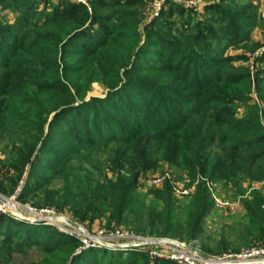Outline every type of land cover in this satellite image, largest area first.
I'll return each mask as SVG.
<instances>
[{
	"label": "trees",
	"instance_id": "1",
	"mask_svg": "<svg viewBox=\"0 0 264 264\" xmlns=\"http://www.w3.org/2000/svg\"><path fill=\"white\" fill-rule=\"evenodd\" d=\"M31 1L0 0V11L13 17L11 23L0 21V71L6 70L14 58L26 57L20 56L16 47L32 58L39 51L16 42L18 34L38 28ZM138 2L132 0L127 6ZM91 6V15L74 4L55 8L43 21L44 27L53 29L52 38L47 39L53 52L47 54L46 62L36 60L35 66L27 62L21 68L38 79L31 85L39 94H51L53 107L48 114L37 116L29 129L19 130L22 136L17 141L23 154L30 155L25 159L30 170L17 201L53 208L79 223L103 222L106 229L128 228L140 238L174 239L185 244L199 241L202 222L211 206L203 185L198 184L182 205L168 182L161 189L141 194L138 180L164 162L176 166L191 182L197 177L207 178L223 186L232 185L239 192L237 175L227 165L242 159H218L215 152L204 147L209 142L207 134L216 137L211 121L202 122L195 133L185 130L193 129L194 119L203 114L198 108L204 96L203 83L206 75L219 70L220 55L204 52L193 58L188 51L180 52L174 40L160 34L166 33L160 24L144 28L142 39L137 23L125 22L123 14L101 15L99 9L105 7L101 0L92 1ZM121 27H127L126 32ZM142 40L143 47L139 46ZM203 40V35L194 34V44ZM229 42L234 41L230 38ZM60 44L61 50L54 53ZM151 57L162 64L147 60ZM165 61L174 63L175 68L165 66ZM44 71H50L48 76ZM242 78L239 74L230 81L239 83ZM101 81L106 88L104 97L88 99L90 86ZM220 123L230 126L228 122ZM219 137L218 143H230L236 149L264 141L260 134L246 140L228 139L222 134ZM257 148L252 146L256 153ZM14 183L9 180L6 185L0 184V196L9 193ZM256 211L246 208L247 227L258 229L250 233L244 228V236L234 234L237 244L245 241L251 245L248 238L255 234L257 239L264 232V216ZM256 213L262 217L257 225ZM234 245L222 239L213 248L200 245L199 249L204 256H215L238 252L240 247ZM31 248L44 254L45 264H173L151 261L138 250L123 254L101 247L84 249L78 239L54 227L29 226L0 214V253ZM0 264L7 263L0 259Z\"/></svg>",
	"mask_w": 264,
	"mask_h": 264
},
{
	"label": "rangeland",
	"instance_id": "2",
	"mask_svg": "<svg viewBox=\"0 0 264 264\" xmlns=\"http://www.w3.org/2000/svg\"><path fill=\"white\" fill-rule=\"evenodd\" d=\"M92 1L96 0H91V3ZM130 1L132 0H101V4H105V7L100 8L99 13L101 15L111 14L112 17L123 14L125 22L130 20L137 23V32L142 39L145 35L144 28L160 24L162 30L166 31V33L160 34H165L166 38L174 40L176 46H179L178 50L180 52L187 54L188 51L193 55V58L201 57L204 52L211 56L213 54L217 57L220 55L218 60L222 62L219 65V70L206 75L207 80L203 83L204 96L198 105L203 114L194 119L193 129L188 127L185 130L195 133L202 122L211 121L217 138L210 136V133L207 134L209 142L205 143L204 147L210 152H215L218 159H228L229 156L242 159V161L227 165L233 174L237 175L239 192L233 189L232 185L223 186V184L209 181L207 178L197 177L195 181L191 182L186 178L185 173L179 172L176 166L159 162L140 176L138 180L139 193L146 194L150 190L161 189L162 185L168 182L178 204L184 205L194 193V188L201 184L211 201L210 209L201 226L203 230L202 239L188 244L180 243L174 239L167 240L174 241L187 248L190 247L198 252H200V245L213 248L222 239L229 241L231 244L235 243L234 246L240 247L238 252L230 253L228 251L215 256H207L213 259L238 256L250 249L262 246L264 232L257 239H254V237L256 238L255 234H253V237L248 238L251 245H247L248 243L245 241L242 242L243 244H240L241 241L237 244L233 235L240 233L244 236V228L249 229L250 233L254 232L252 230L258 229L257 226L247 227L246 208L256 209V212H260L264 216V141L250 143L248 147L240 149H236L230 143L220 144L218 142L221 139L220 134L227 136L228 139L246 140L250 136H257L258 134L264 138V0H166L155 17L152 16L151 7L148 3L150 0H138V5L129 7L127 4ZM31 2L36 13L34 22L38 28L26 29L18 34L16 42L20 41L23 46L32 47L33 50L38 49L39 51L32 58L29 53L23 52L19 48L20 46L19 49L16 47L17 50H15L18 54L20 56L24 54L26 57L24 59L14 58L6 70L0 71V184L6 185L9 180L15 182L14 186L8 190L9 193L3 198L7 199L13 207L18 205L22 208H31L37 211H52L56 217L64 218L83 228L90 237H97L100 233L104 236L117 231L132 233L130 229L123 227L106 229L103 222L79 223L67 214H61L53 208L36 207L32 202L24 200L17 201L15 192L21 185L24 186L30 170L29 162H25V159L30 155L23 154V149L17 141V138L21 139L22 136L19 130L29 129L28 127L36 122L37 116H42L43 113L48 114L53 107V103L49 99L51 94L48 92L39 94L35 87L31 85V82H38V79L31 73H24L21 68L27 62H31L32 66H35L36 60L46 62L47 54L53 52V48L47 45V39L52 38L51 32L53 29L44 27L43 21L52 14L55 8L65 4L61 0H32ZM162 13L163 16L158 19ZM12 20L13 17L10 13L0 11V21L11 23ZM126 30L127 27L125 29L121 27L122 32H126ZM194 34L203 35V42L194 44ZM230 38L234 41L231 44L229 42ZM143 44H145L144 40L139 46L143 47ZM60 50L61 44L55 48L54 53H59ZM155 52L159 53L160 51L155 49ZM151 58L147 60L152 61L153 64H162L157 58ZM165 62H167L165 66L175 68L174 63ZM56 64H59V60ZM49 72L44 71L43 73L48 76ZM239 74L243 76L242 80L239 83H232L230 81L232 80L231 77ZM103 83L104 81H101L90 86L88 99L104 97L106 88ZM44 84H47V82ZM51 117L52 115L46 117L47 121L43 126L44 133ZM220 122H228L227 124H230V126L224 127ZM232 126L240 127L243 131L233 129ZM246 130L249 131L243 133ZM211 140L213 143L210 142ZM252 146L258 147L256 149L257 153L252 150ZM108 177L111 179L110 175ZM181 189L190 190V193L186 196H180L177 192ZM148 201L149 198L146 202L148 203ZM4 207V209L1 208L0 214L12 217L13 215L10 214L9 209L6 206ZM21 213L24 212L21 211ZM261 220V215L256 213L254 219L256 225ZM17 221L24 222L20 219H17ZM24 223L29 226L39 225L37 223ZM51 227L67 236H70V232H77L62 222H57L55 226ZM78 234V240H84V236ZM142 239L163 240L155 238ZM85 242L89 243V241ZM89 246L93 247L91 243ZM132 250L134 249L111 251H120L127 254L133 252ZM152 250L157 254H162L160 249L153 248ZM0 259L7 264H45L46 262L44 254L36 248L17 253L3 250L0 253ZM153 261L168 262L164 259Z\"/></svg>",
	"mask_w": 264,
	"mask_h": 264
},
{
	"label": "built area",
	"instance_id": "3",
	"mask_svg": "<svg viewBox=\"0 0 264 264\" xmlns=\"http://www.w3.org/2000/svg\"><path fill=\"white\" fill-rule=\"evenodd\" d=\"M65 3H70L74 5H79L84 7L87 12L91 13V0H61ZM166 0H150L149 6L151 7L152 16L155 17L158 15L159 11L165 4ZM192 3V2H190ZM23 186L21 185L20 188H18L15 192V196H18ZM190 193V190H179L177 192L180 196H186ZM5 205L0 203V211L1 208H5ZM15 207V206H14ZM19 212L23 211L25 215L32 217V218H38L42 220H46L48 218H55L56 215L52 211H44V210H33L31 208H22L21 206L16 205L15 207ZM13 217V216H12ZM14 219H18L16 217H13ZM44 224L55 226L57 222L55 223H47ZM60 224V223H59ZM68 234V233H67ZM71 237H74L78 239L77 232L69 233ZM80 235V234H78ZM84 240H79L81 244L83 245V248H90L92 243L89 238L83 237ZM97 239L98 241L102 243H109V244H141L148 240L135 237L132 233L129 232H114L110 234H105L104 236L102 233L99 234L97 237H92ZM85 241H89L87 244ZM97 247V246H93ZM153 248L160 249L162 254H157L155 251H153ZM141 253L147 254L148 258L153 261L156 259H164L168 262L176 263V264H264V243L262 246L258 248L250 249L249 251L245 252L244 254L238 255V256H226L218 259L210 258V261H203L200 260L198 257L188 253L184 252L180 249H178L175 246H172L170 244H152V246L145 247L138 249Z\"/></svg>",
	"mask_w": 264,
	"mask_h": 264
},
{
	"label": "water",
	"instance_id": "4",
	"mask_svg": "<svg viewBox=\"0 0 264 264\" xmlns=\"http://www.w3.org/2000/svg\"><path fill=\"white\" fill-rule=\"evenodd\" d=\"M0 203L5 205L9 209L10 214H12L16 218H18L24 222H27V223H37V224H41V223H45V222H47V223H55V222L65 223L66 225L75 229L82 236L89 238L90 241L93 242L92 246L107 248V249H111V250H128V249L138 250L141 248L152 246V244H170V245L175 246L184 252H188V253L198 257L200 260L207 261V262L210 261V258H208L207 256H204L200 252L195 251L190 247H188V248L184 247L183 245H180L174 241L167 240V239L148 240V241L141 243V244H105V243L98 241L95 238L90 237L89 234L83 228H81L80 226H78V225H76L70 221L65 220L64 218L55 217V218H48L46 220H42V219H38V218H32V217L24 215L21 212H19L18 210H16L13 207V205L7 199H5L3 197H0Z\"/></svg>",
	"mask_w": 264,
	"mask_h": 264
}]
</instances>
